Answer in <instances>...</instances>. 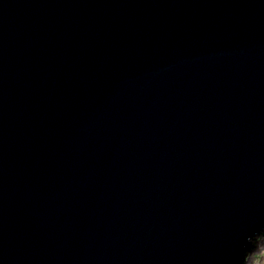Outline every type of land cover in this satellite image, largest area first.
I'll return each instance as SVG.
<instances>
[{"label":"water","instance_id":"95a60500","mask_svg":"<svg viewBox=\"0 0 264 264\" xmlns=\"http://www.w3.org/2000/svg\"><path fill=\"white\" fill-rule=\"evenodd\" d=\"M262 241L264 0H0V264Z\"/></svg>","mask_w":264,"mask_h":264},{"label":"rangeland","instance_id":"374dc122","mask_svg":"<svg viewBox=\"0 0 264 264\" xmlns=\"http://www.w3.org/2000/svg\"><path fill=\"white\" fill-rule=\"evenodd\" d=\"M245 264H264V241L247 255Z\"/></svg>","mask_w":264,"mask_h":264},{"label":"flooded vegetation","instance_id":"af4514ba","mask_svg":"<svg viewBox=\"0 0 264 264\" xmlns=\"http://www.w3.org/2000/svg\"><path fill=\"white\" fill-rule=\"evenodd\" d=\"M246 258H247V256H246Z\"/></svg>","mask_w":264,"mask_h":264}]
</instances>
